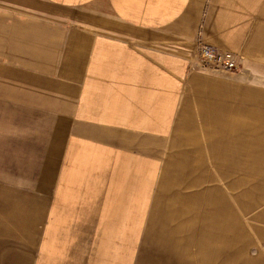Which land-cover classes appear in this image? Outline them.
I'll list each match as a JSON object with an SVG mask.
<instances>
[{"label": "crops", "instance_id": "crops-1", "mask_svg": "<svg viewBox=\"0 0 264 264\" xmlns=\"http://www.w3.org/2000/svg\"><path fill=\"white\" fill-rule=\"evenodd\" d=\"M73 1L0 0V182L53 180L46 190L60 215L47 221L58 224L48 242L71 222L103 226L107 246L84 259L64 263L72 250L54 245L32 264H130L128 224L141 223L143 207L136 177L144 152L151 163L158 154L156 139H193L195 156L210 160H238L232 143L264 151V0H80L102 10V32L64 21ZM198 38L238 53L239 72L193 61ZM187 168L207 169L194 159ZM87 191L104 195L105 214L62 219V203L87 200ZM74 233L59 244L81 239ZM164 252L157 256L174 255Z\"/></svg>", "mask_w": 264, "mask_h": 264}, {"label": "rangeland", "instance_id": "rangeland-1", "mask_svg": "<svg viewBox=\"0 0 264 264\" xmlns=\"http://www.w3.org/2000/svg\"><path fill=\"white\" fill-rule=\"evenodd\" d=\"M102 13L93 6H85V2L73 1L71 8L64 11L67 15L64 21L73 20L82 24L81 27L97 31L102 29ZM190 56L193 61L206 65ZM70 140L63 139L64 163ZM190 140L193 141L156 139L159 152L153 155V163L144 152V174L136 177L141 184L142 219L137 226L128 224L129 236L135 240H128L126 244L137 248L130 264H156L157 257L169 259L173 264H180L183 259L187 264H264V151L245 143H232L239 152L238 160L230 161L226 155L210 160L208 156H195V144L188 143ZM192 159L207 167L202 168L201 176L187 168ZM205 171L210 173L206 175ZM197 182L206 190V199L200 198L201 201L193 196L197 192L194 187L199 186ZM41 185L12 186L0 182V264H32L40 247L54 245L72 250L68 260L64 256V263H70L76 261L72 258L74 254L75 258L83 254L84 259L87 254L107 246L108 241L101 240L97 234L103 230L100 222L94 225L71 222L64 227L71 228L69 233L63 236L62 232L57 235L50 232L51 242H48V231H55L58 224L47 221H56L53 217H59L60 213L58 210L56 215L53 192L46 190L53 185V180ZM89 193L87 200L72 197L66 200L71 206L62 203V219L70 216L66 215L67 211L73 217L104 215V195L98 193L94 200L88 197ZM97 200L101 201L102 208ZM75 227L82 231L74 233ZM70 233L81 239L69 238L59 244L61 237H68ZM166 249L174 255L157 256Z\"/></svg>", "mask_w": 264, "mask_h": 264}, {"label": "built area", "instance_id": "built-area-1", "mask_svg": "<svg viewBox=\"0 0 264 264\" xmlns=\"http://www.w3.org/2000/svg\"><path fill=\"white\" fill-rule=\"evenodd\" d=\"M192 55L206 66L224 72L240 69L242 58L231 49L205 43L201 38L195 41Z\"/></svg>", "mask_w": 264, "mask_h": 264}]
</instances>
